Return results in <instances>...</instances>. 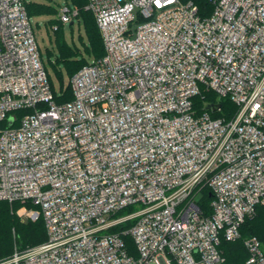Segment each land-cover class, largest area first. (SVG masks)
Instances as JSON below:
<instances>
[{"label":"built area","instance_id":"built-area-1","mask_svg":"<svg viewBox=\"0 0 264 264\" xmlns=\"http://www.w3.org/2000/svg\"><path fill=\"white\" fill-rule=\"evenodd\" d=\"M213 3L202 18L192 1L88 0L105 53L57 103L26 1L0 0V200L31 202L19 214L47 231L0 264H224L222 239L264 204V0ZM203 89L233 117L198 113ZM243 241L264 264L261 241Z\"/></svg>","mask_w":264,"mask_h":264},{"label":"trees","instance_id":"trees-1","mask_svg":"<svg viewBox=\"0 0 264 264\" xmlns=\"http://www.w3.org/2000/svg\"><path fill=\"white\" fill-rule=\"evenodd\" d=\"M28 15L32 18L35 15L55 14L58 13L56 6L33 0H25ZM182 2L192 1L198 8V15L202 18L209 16L214 9L213 0H181ZM67 4L78 9V13L75 17H78L79 21L83 24L87 37L89 52L93 55V59L101 58L105 53L104 42L97 24L96 17L91 9L87 7L88 0H66ZM75 19V18H74ZM74 20L71 22L73 23ZM51 24L56 34V44L59 48L60 54L56 55L53 59L52 52H50L49 59L52 65L57 70L60 68V64L63 63L69 75L72 77L80 68L88 64V60L85 57H80L79 49L75 45H71L64 38L61 29L63 22L61 19H52L47 21V24ZM90 54V55H91ZM48 76L55 93V101L57 103H64L73 98V90L70 85L67 88L61 90V93H57L52 76L49 72L47 65H45ZM61 73V70H59ZM194 108L198 113L209 111L214 117H222L230 119L237 111V105L229 97H219L216 92L212 90L203 89L201 93L194 97ZM40 107H46L47 104L41 103ZM220 107V109H217ZM31 111L28 109H21L13 111L16 119H19L26 112ZM17 120L14 125H17ZM202 196L199 201L201 208L206 213H210V192L207 185H204L201 190ZM26 205L29 208H37L31 202L14 201L10 203L7 200H0V259L10 256L15 246L19 248H26L39 244L47 239V231L42 215L37 219H31L29 217L24 218L19 214V209ZM133 207H127L118 212L119 215L124 214L126 209L129 211ZM128 211V212H129ZM127 213V212H126ZM132 224V221H126L115 227L114 230L122 232ZM242 237L235 241H229L222 239L220 248L224 255V264H248L247 259L249 253L244 244V238L249 236H256L262 243L264 248V204H258L256 206V212L254 215L245 219L241 226ZM125 242L127 251L133 256L138 255L136 244L133 238L129 234L121 233Z\"/></svg>","mask_w":264,"mask_h":264},{"label":"rangeland","instance_id":"rangeland-1","mask_svg":"<svg viewBox=\"0 0 264 264\" xmlns=\"http://www.w3.org/2000/svg\"><path fill=\"white\" fill-rule=\"evenodd\" d=\"M30 1V0H28ZM38 2H46L56 6L58 9V13L55 14H45V15H35L31 18V22L35 31V35L37 41L39 43L42 59L45 65H47L49 72L52 76L54 86L57 93H61V90L67 88L71 82V76L69 75L66 66L61 63L60 68L57 67V70L52 65L49 55L51 51L53 54V59L56 58V55L60 54L59 48L56 44V34L54 31V26L58 24H54L53 28L51 24H47V21L59 19L61 6H64L67 2L66 0H33ZM74 22L64 23L61 29V32L67 42L71 45H75L79 49L80 57H85L88 62L93 60V55L89 52V48H87L88 37L86 30L83 24L79 21L78 17H74ZM138 22L135 23V25ZM91 54V55H90ZM61 70V73H59ZM202 193H199L196 199H201ZM129 209H126L124 213L128 212ZM27 218L26 216H23ZM16 247V246H15Z\"/></svg>","mask_w":264,"mask_h":264},{"label":"water","instance_id":"water-1","mask_svg":"<svg viewBox=\"0 0 264 264\" xmlns=\"http://www.w3.org/2000/svg\"><path fill=\"white\" fill-rule=\"evenodd\" d=\"M12 123H13V122H12V119L10 118V120H9V124L12 125Z\"/></svg>","mask_w":264,"mask_h":264}]
</instances>
